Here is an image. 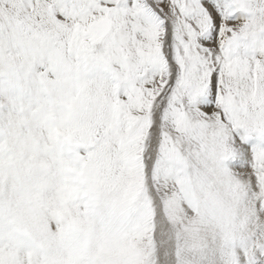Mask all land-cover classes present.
Returning <instances> with one entry per match:
<instances>
[{
	"label": "snow or ice",
	"instance_id": "6c2138e0",
	"mask_svg": "<svg viewBox=\"0 0 264 264\" xmlns=\"http://www.w3.org/2000/svg\"><path fill=\"white\" fill-rule=\"evenodd\" d=\"M0 264H264V0H0Z\"/></svg>",
	"mask_w": 264,
	"mask_h": 264
}]
</instances>
